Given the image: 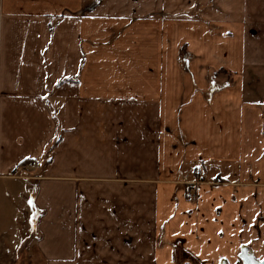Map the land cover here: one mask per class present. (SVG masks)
Wrapping results in <instances>:
<instances>
[{
	"label": "crops",
	"instance_id": "1",
	"mask_svg": "<svg viewBox=\"0 0 264 264\" xmlns=\"http://www.w3.org/2000/svg\"><path fill=\"white\" fill-rule=\"evenodd\" d=\"M183 42L238 82L205 95L207 67L166 66ZM0 241L31 264L264 260V0H0Z\"/></svg>",
	"mask_w": 264,
	"mask_h": 264
},
{
	"label": "rangeland",
	"instance_id": "2",
	"mask_svg": "<svg viewBox=\"0 0 264 264\" xmlns=\"http://www.w3.org/2000/svg\"><path fill=\"white\" fill-rule=\"evenodd\" d=\"M221 26H216L213 28L215 33H220L221 32ZM226 29V28H225ZM235 30L230 29L229 34L232 35L234 34ZM169 50L167 49V52H169V55L167 54L166 56V66H174L180 68L183 72L185 73H190L189 70L192 67H207V80L209 83V86L211 87V90L204 91L205 95H211L212 93L219 91L223 87L227 85H231L234 82H238L239 80V73L237 70V65L238 64L236 61L237 60H228V63H235L234 64H229L226 65L224 64V60L221 55L222 49L220 48L219 50L214 51L212 53L213 58H199L195 59L194 53L190 51L189 45L186 43H181L178 47V51H174L172 44H170ZM225 49V48H224ZM176 52V53H174ZM175 55L176 57H174ZM172 56L174 58H172ZM246 70H251L253 67H246ZM191 76V75H189ZM39 167V166H38ZM37 168V167H33ZM31 169V168H28ZM216 173V172H215ZM214 181L215 182H223L222 177L219 174H215ZM200 179V178H198ZM198 185L197 182L189 185V194L190 198L194 199L195 198V190L196 186ZM32 253H34L33 250L29 249L27 247V242L21 244V242L18 245L11 244V243H5L3 244L2 241H0V262L3 264H31L30 259L32 258Z\"/></svg>",
	"mask_w": 264,
	"mask_h": 264
},
{
	"label": "water",
	"instance_id": "3",
	"mask_svg": "<svg viewBox=\"0 0 264 264\" xmlns=\"http://www.w3.org/2000/svg\"><path fill=\"white\" fill-rule=\"evenodd\" d=\"M239 258L243 264H264V260L256 259L253 253L246 246L241 248Z\"/></svg>",
	"mask_w": 264,
	"mask_h": 264
},
{
	"label": "built area",
	"instance_id": "4",
	"mask_svg": "<svg viewBox=\"0 0 264 264\" xmlns=\"http://www.w3.org/2000/svg\"><path fill=\"white\" fill-rule=\"evenodd\" d=\"M38 166H40L39 160H28V161L24 162L23 164H20L17 167H15V171L33 168V167H38ZM0 264H3V263L0 262Z\"/></svg>",
	"mask_w": 264,
	"mask_h": 264
}]
</instances>
